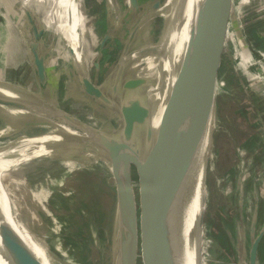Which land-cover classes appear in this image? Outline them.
Listing matches in <instances>:
<instances>
[{
  "label": "rangeland",
  "instance_id": "374dc122",
  "mask_svg": "<svg viewBox=\"0 0 264 264\" xmlns=\"http://www.w3.org/2000/svg\"><path fill=\"white\" fill-rule=\"evenodd\" d=\"M138 1L140 10L133 14L122 13L121 19H111L110 30L112 36L125 41L130 32L136 29L132 41V52L135 56L132 58L131 72L127 74L126 78L137 76L146 80L149 84L141 92L145 97H148V92H152L151 96L154 99L157 95L155 83L162 76L164 69L161 64L158 45L166 39L167 21L164 11L168 0ZM88 2L84 9L86 23L82 20L78 26L81 30L79 32L80 37L83 35L81 38L85 41V49L87 53L91 52V54H86V61L93 71L92 65L98 58L100 60L105 58L103 64H107L111 58H115L116 52L111 49L114 42L110 40L105 47L107 51L105 57L101 58L97 55L99 42L104 38L105 20L100 19V13H94L95 10L91 2ZM221 13L227 15L224 7ZM113 15L115 14H111V16ZM215 17L209 46L210 56H208L216 79L212 77L221 92L215 98L214 114L215 119H217V130L210 136L211 143L209 142L206 157L205 205L203 203L202 227H199V243L201 244L199 256L202 260L201 264H204L203 261L205 264H249L251 241H254L261 231H263L261 239L264 238V215L261 219L258 214V208L264 206V166H258V168L252 164L258 160L254 154L255 151L258 152L259 149L261 152V149H264V121L257 114L254 97L247 90L243 73L234 62L235 50L240 46L236 30L229 18L225 21L219 13L217 16L215 14ZM83 32L85 34H82ZM121 58L120 52L116 55V61ZM148 58H151L153 62L151 67V61H147ZM0 87L1 90L4 89L3 87L13 88L20 98H28L30 101L48 100V95L54 94L49 90L48 93L36 91L37 89L31 88L29 85L17 87L0 82ZM86 103L87 101L77 97L72 101L70 100V103H58L60 104L58 106L70 112L72 116L84 122L88 127L93 121L97 129H100L101 126L106 128L108 123H101V121L99 123L98 117L93 115L91 107ZM6 108L0 104V145L8 142L9 133L14 134L27 124L31 125L36 122L32 118L31 121L25 119L9 123L6 121L8 116H5V112L9 109ZM3 123L4 125H2ZM8 124L10 127L7 126ZM36 124V126L43 125L39 122ZM6 126L8 129H5ZM2 129L9 131V133L2 134ZM131 139L132 144L129 150L134 153L138 141L136 130L132 133ZM240 146L249 150L252 149V155L249 154L247 158H244L245 154L243 155ZM195 149L197 151V146ZM253 157L255 161H253ZM59 158L70 160L67 156ZM249 162L251 163L249 164ZM241 163L246 164V167L243 168L245 170L241 168ZM97 165L98 169L95 171L77 172V179L73 182L75 193L71 200L56 194L55 198L48 204L51 214L56 219L57 230L52 231L53 224H51L49 217L37 211L38 224L34 225L31 231L36 236L48 232V240H58L63 249L66 250L65 254L72 257L75 262L80 264H112L113 237L118 230L117 225L120 220L127 219L134 237V264H146L147 234L138 168L133 164L129 166L132 181V205L125 211L119 198L116 178L106 172L103 163ZM109 168L111 169L110 165ZM8 174L10 173H6L5 179ZM247 185L249 188L246 187ZM55 201L59 202L58 207H54ZM246 204L248 209L244 211ZM12 211L14 214H18L20 209L16 205ZM50 244L51 242L47 244V255L52 264H57L54 256L58 257L59 254ZM43 256H46V253H43L41 257L37 256V258L41 259ZM61 264H66V262Z\"/></svg>",
  "mask_w": 264,
  "mask_h": 264
},
{
  "label": "bare ground",
  "instance_id": "6f19581e",
  "mask_svg": "<svg viewBox=\"0 0 264 264\" xmlns=\"http://www.w3.org/2000/svg\"><path fill=\"white\" fill-rule=\"evenodd\" d=\"M192 1L168 0L165 8L166 39L158 45L164 69L155 83L156 97L153 99L152 92H148L152 116L156 117L162 110L177 78V67L190 27ZM148 60L151 61L150 67L153 66L151 58ZM210 72V58L206 54L176 114L158 130L154 128L153 138L144 146V158L154 184L162 194L168 219L182 243L189 264L202 262L198 253L201 245L200 226L196 227L194 222L202 216L206 157L210 136L217 130L215 98L221 91ZM10 93L0 88V103H15V95ZM13 112H5L9 123L25 119L31 121L33 118ZM40 118V115H36L33 118L36 122L27 124L14 134L5 130L7 126L10 127L9 124L2 129V134L9 133L10 138L0 145V264H52L47 255L49 242L59 254L58 257L54 256L57 264H80L65 254L66 250L58 240L49 241L48 232L34 235L31 228L38 224L36 212L48 216L53 224L52 231H56V219L48 204L56 194L72 199L75 193L73 182L77 179L78 171H95L97 164L103 163L110 176L117 178L119 175L116 159L108 149L95 146L83 135L53 118L48 121ZM38 122L43 125L36 126ZM89 125L97 130L93 121ZM151 127H154V121L147 123L146 133ZM63 156L70 160L59 158ZM7 172L10 174L5 179ZM54 203V207L59 206L58 201ZM16 205L20 209L18 214L12 211ZM117 226L112 242V264H130L128 229L123 225L120 233L121 228ZM28 251L36 258L43 253L46 256L35 260L26 256ZM146 257L147 264H175L172 247L156 232L150 233L147 238Z\"/></svg>",
  "mask_w": 264,
  "mask_h": 264
},
{
  "label": "crops",
  "instance_id": "0c3cea01",
  "mask_svg": "<svg viewBox=\"0 0 264 264\" xmlns=\"http://www.w3.org/2000/svg\"><path fill=\"white\" fill-rule=\"evenodd\" d=\"M88 1L94 13H100V19L105 20L103 37L107 34L112 36L111 19H121L122 13H132L129 0H0V82L17 87L29 85L36 91L47 93L49 90L54 94L48 95V99L57 106L70 103L77 97L85 100L99 123H108L106 128L101 126L99 130L108 134L118 133L123 127L119 108L122 91L113 71L122 44L114 36L106 42H103V38L99 42L97 55L105 57V47L113 40L111 49L116 52L115 58H111L107 64H103L105 58H98L92 65L93 71L90 69L86 54L91 52L87 53L78 26L82 20L86 23L84 9ZM219 2L215 5L214 13L216 16L219 13L225 21L229 18L236 30L240 46L235 50L234 62L243 73L247 90L254 97L257 114L264 121V0H231L229 10L224 7L227 15L221 13V6H225L226 0ZM84 28L86 32V24ZM37 60L43 65L42 76L36 68ZM131 69L132 65L127 67L120 81L127 77ZM84 77L101 89L103 97L95 98L85 92L82 83ZM60 109L63 110L61 106ZM239 148L243 150L244 158L252 155V149ZM254 154L258 160L255 161L253 157L255 162L252 164L264 166V149L261 152L258 149ZM241 166L243 169L246 164ZM247 207V204L244 205V211ZM258 210L262 219L264 206ZM258 249L256 264H264V238Z\"/></svg>",
  "mask_w": 264,
  "mask_h": 264
},
{
  "label": "water",
  "instance_id": "95a60500",
  "mask_svg": "<svg viewBox=\"0 0 264 264\" xmlns=\"http://www.w3.org/2000/svg\"><path fill=\"white\" fill-rule=\"evenodd\" d=\"M219 1L220 0L192 1L190 27L183 56L177 67L178 75L174 80L171 93L167 97L162 110L156 117L152 116L149 108V101H146L149 100L148 97H145L143 92H141L149 83L143 78L137 76L129 78L125 77L120 81L122 75H124V71L133 63L132 58L135 55H133L132 52V41L135 37L136 29L130 32L125 41L117 38L122 44V58L115 63L116 65L114 67L113 75L120 85V91H122V97L119 100V108L123 121V127L118 133L108 134L99 129L94 130L74 116L68 115L49 99L38 102L34 100L30 101L28 98H20L13 88L8 89L3 87L12 92L10 94L15 95L16 102L0 103L7 107L6 109H9V111H14L13 113L17 112L25 117L30 116L35 118L36 115H40L42 117L40 119L45 121L53 118L70 130L83 135L86 140L95 146L108 149L109 152L114 155L118 163L119 175L116 178V181L119 198L125 211L132 205V181L130 179L129 166L130 164L136 165L140 177L143 217L147 234L146 245L149 234L156 232L163 240L168 241V244L172 247L175 264L189 263H187L188 260L182 247V243L170 224L162 194L154 184L150 167L143 156V149L153 138L154 131L156 130H154V128H157L158 130L176 114L185 96L190 91L192 83L198 74L206 54L208 53L210 56L209 46L211 32L214 29V11L216 9L215 5L220 4ZM129 4L132 14L135 13V11L140 10L138 0H129ZM224 5L225 6L223 7L229 10L231 7V0H226V4ZM111 38L112 36L107 34L104 37L103 42H106L107 39ZM95 66L96 68L98 67V65ZM36 68L38 74L42 76L44 69L42 63L38 60L36 61ZM210 73L215 78L212 72V67ZM82 83L85 87V92L88 95L95 98L103 97L101 89L92 85L87 78L84 77ZM152 121H154V127H151L148 133H146V125ZM134 130L138 132L139 139L135 145L134 153H131L129 147L132 144L131 134ZM203 216L204 215L202 214L201 218L194 222L196 227H202ZM118 225L119 229L121 228V231H119L120 233L123 231V225L128 229L130 240H128V256L132 260L130 264H134L135 245L133 232L130 230V225L128 224L127 219L120 220ZM262 232L263 231L260 232L259 236L254 241H251L252 246L249 253V264H256ZM198 253L200 254L201 252L198 250ZM26 256L34 258L35 260L37 259L35 255L30 254L29 251L26 253Z\"/></svg>",
  "mask_w": 264,
  "mask_h": 264
},
{
  "label": "built area",
  "instance_id": "2783aa9c",
  "mask_svg": "<svg viewBox=\"0 0 264 264\" xmlns=\"http://www.w3.org/2000/svg\"><path fill=\"white\" fill-rule=\"evenodd\" d=\"M237 152H238V148H237ZM242 164V163H241Z\"/></svg>",
  "mask_w": 264,
  "mask_h": 264
}]
</instances>
